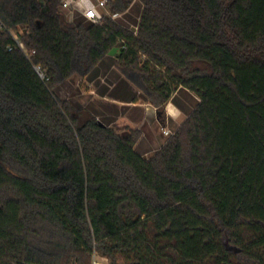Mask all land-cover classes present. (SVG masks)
Masks as SVG:
<instances>
[{
	"label": "trees",
	"instance_id": "obj_1",
	"mask_svg": "<svg viewBox=\"0 0 264 264\" xmlns=\"http://www.w3.org/2000/svg\"><path fill=\"white\" fill-rule=\"evenodd\" d=\"M135 3L137 31L111 18ZM107 11L0 0V262L264 264V0ZM108 57L161 118L179 89L199 99L151 156L60 95Z\"/></svg>",
	"mask_w": 264,
	"mask_h": 264
},
{
	"label": "crops",
	"instance_id": "obj_2",
	"mask_svg": "<svg viewBox=\"0 0 264 264\" xmlns=\"http://www.w3.org/2000/svg\"><path fill=\"white\" fill-rule=\"evenodd\" d=\"M97 0H92L93 4ZM142 7L135 3L126 15H119L115 20L130 29H137ZM104 13V11L101 10ZM80 14H76L78 16ZM113 57H108L103 64L99 65L86 78H80L87 83L93 84L96 97L86 101L85 107H93L99 117L109 127H114L118 132H124L126 128L138 129L142 132V138L138 148L145 157L151 156L168 140L162 128L167 127L174 133L187 119L189 114L197 106L199 99L189 90L179 89L166 104L164 117L149 102L144 100L139 91L129 85L113 65ZM76 81L66 82L62 86L68 87L72 93L79 97L82 106V94L80 87H75ZM79 83V82H78ZM63 93V89H61ZM74 97V96H73ZM75 97V98H76ZM82 99H81V98ZM63 98V97H62ZM133 98V99H131ZM66 100V99H65Z\"/></svg>",
	"mask_w": 264,
	"mask_h": 264
},
{
	"label": "built area",
	"instance_id": "obj_3",
	"mask_svg": "<svg viewBox=\"0 0 264 264\" xmlns=\"http://www.w3.org/2000/svg\"><path fill=\"white\" fill-rule=\"evenodd\" d=\"M110 1L111 0H97L96 3L93 4L92 0H59L61 10L67 14L69 19H73L76 14H80L87 21L92 23H99L103 17V14L110 15L107 11V6ZM101 10L104 11V13L101 12ZM110 16L112 19H116L119 15L114 14ZM4 29L5 27L0 21V31H3ZM132 30L137 31V29L134 28ZM13 37L18 47H20L25 54L28 56L33 54H30L27 50H25L23 43L15 35ZM36 71L41 79L48 80L46 75L39 68L36 67ZM162 132L168 137L172 135L171 131L167 127H163ZM93 264L98 263L94 261Z\"/></svg>",
	"mask_w": 264,
	"mask_h": 264
},
{
	"label": "rangeland",
	"instance_id": "obj_4",
	"mask_svg": "<svg viewBox=\"0 0 264 264\" xmlns=\"http://www.w3.org/2000/svg\"><path fill=\"white\" fill-rule=\"evenodd\" d=\"M79 79H77V82L74 83V84H75V87H80L81 88L82 94L80 96L83 99L81 97L80 98L82 99V104L85 107L84 103L86 101H88V97H89V99H91V97H96L95 88H94L93 84L87 83L86 81H84V80L82 81V80H79ZM62 89H63V93H61V91H60V95H61V97H63V99H66L68 101L74 99L75 101H78V102L81 103V100L79 99V97H76L72 93V90H70L68 87H64ZM165 108H166V106L164 107V110H165ZM166 137H168V136H166ZM94 261H96L98 264H110V262L107 259L99 257V256H95L94 257Z\"/></svg>",
	"mask_w": 264,
	"mask_h": 264
},
{
	"label": "water",
	"instance_id": "obj_5",
	"mask_svg": "<svg viewBox=\"0 0 264 264\" xmlns=\"http://www.w3.org/2000/svg\"><path fill=\"white\" fill-rule=\"evenodd\" d=\"M100 124H101L102 126H105V124H104V123H102V122H101ZM0 264H4V263H1V262H0Z\"/></svg>",
	"mask_w": 264,
	"mask_h": 264
}]
</instances>
